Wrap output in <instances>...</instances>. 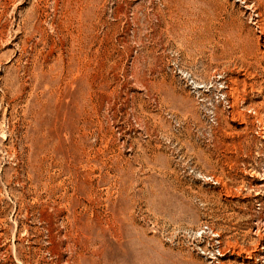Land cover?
<instances>
[{
	"label": "rangeland",
	"instance_id": "rangeland-1",
	"mask_svg": "<svg viewBox=\"0 0 264 264\" xmlns=\"http://www.w3.org/2000/svg\"><path fill=\"white\" fill-rule=\"evenodd\" d=\"M220 261L264 264V0H0V264Z\"/></svg>",
	"mask_w": 264,
	"mask_h": 264
},
{
	"label": "bare ground",
	"instance_id": "bare-ground-1",
	"mask_svg": "<svg viewBox=\"0 0 264 264\" xmlns=\"http://www.w3.org/2000/svg\"><path fill=\"white\" fill-rule=\"evenodd\" d=\"M219 256H220V255H219ZM221 256H223V255H221ZM220 263L223 264V261H220Z\"/></svg>",
	"mask_w": 264,
	"mask_h": 264
}]
</instances>
